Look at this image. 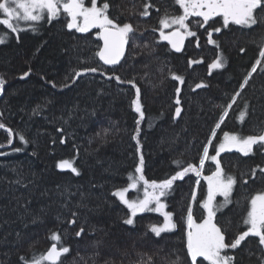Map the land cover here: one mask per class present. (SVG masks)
I'll return each instance as SVG.
<instances>
[{
  "label": "trees",
  "instance_id": "1",
  "mask_svg": "<svg viewBox=\"0 0 264 264\" xmlns=\"http://www.w3.org/2000/svg\"><path fill=\"white\" fill-rule=\"evenodd\" d=\"M103 2L98 0V4ZM146 2L149 0H110V18L119 17V22H130L137 29L123 64L117 68H105L95 56L101 46L96 37L98 30L69 31L64 15L51 23L46 19L38 22L36 31L19 32V40L17 34L9 33L7 41L0 44V76L6 81L0 98V123L23 134L28 141L24 144L14 135V145L9 147L8 133L0 129V144L9 147L0 151V264H18L20 256L30 260L33 254L46 252L54 231L70 247L62 264H104L105 260L109 264H138L143 254L152 256L154 264H169L177 255L185 258V264H191L186 258L185 233L187 204L191 191L198 187L194 174L174 182L173 189L162 198L165 210L173 213L176 228L160 237L149 230L151 224L163 223L160 214L143 212L133 218V225H126L123 219L129 210L112 193L127 187L128 176L135 174L140 155L145 161V178L158 182L178 170L174 160L199 164L203 146L222 114L220 106L226 107L231 96L241 91L244 77L260 58L264 23L251 29L234 24L224 27L222 18H214L209 22L211 27L221 28L212 35L217 48L208 44L205 28L195 26L194 21L199 18L191 17L187 23L197 32L200 46H196L197 37H186L177 53L159 40V33L152 28L159 27L158 20L165 9L176 14H181V10L173 6V0H150L154 7L148 17H142L139 12ZM87 5L90 0H86ZM21 27L27 29L28 24L21 22ZM4 32L9 30L0 25V33ZM217 54L223 55L224 67L209 74L208 65ZM190 59L203 62L189 67ZM90 67H98L108 76L119 75L122 80L135 78L144 112L138 135L139 115L131 107L135 89L99 72L86 73L73 82L76 71ZM25 72L29 75L21 79ZM170 73L183 76L184 83L171 79ZM50 82H55L56 87ZM65 83L69 86L61 87ZM198 83L206 87L196 88ZM177 87L181 89L179 105L175 103ZM245 101L249 107L241 121L238 115L244 110ZM37 106L38 112L34 113ZM177 106L181 108L179 117H175ZM103 129L109 132L102 140L96 134ZM261 130L264 63L257 66L229 115L216 129L209 154H215V146L225 131L246 136ZM133 135L140 142L139 153ZM16 148L21 151H14ZM218 159L237 181L232 203L217 212L216 217L227 229L226 241L230 242L238 231L246 230L242 220L248 198L264 191V173L257 171L255 178L251 176L252 168L264 167V149L254 146L248 156L233 149L221 153ZM61 160H70L80 174L58 169L56 165ZM214 170L215 164L206 161L203 175ZM196 190L194 218L200 221L204 213L199 201L207 195L204 180ZM136 194L130 192L128 199ZM222 201L217 196L216 203ZM72 212L77 213V222L69 225ZM34 218H38L36 223H32ZM81 227L84 233L76 237L75 232ZM257 244V238L249 237L240 249L228 251L236 255V264H258ZM96 252L99 256L94 255ZM197 259L207 264L202 257Z\"/></svg>",
  "mask_w": 264,
  "mask_h": 264
},
{
  "label": "snow or ice",
  "instance_id": "2",
  "mask_svg": "<svg viewBox=\"0 0 264 264\" xmlns=\"http://www.w3.org/2000/svg\"><path fill=\"white\" fill-rule=\"evenodd\" d=\"M173 6H178L181 14L169 12L164 10L163 14L158 20L159 27H153V32L159 33V40L167 41L175 51L180 52L186 37H197V32L192 30L190 24L187 23L189 18L197 17L194 21L197 28H205L208 35V44L219 47L217 41L212 39L213 32L219 33L220 27H211L210 21L214 18L220 17L223 21V26L227 27L230 24L251 29L258 23H264V0H173ZM154 6L149 2L143 4V10L139 12L142 17L150 15V9ZM110 0H104L102 4H98V0H90V5L86 6V0H0V25H4L9 32L0 33V44L5 43L9 38V33L17 34L19 40V32L25 30L36 31V24L42 20H47L51 23L64 15L67 23L66 27L69 31L75 30L78 33H89L92 29H98L96 37L102 41V46H98L95 56L103 65L114 66L120 63L121 58L124 57L126 46L129 45L133 38L136 27L130 22H119V17L110 18L109 15ZM159 12V8L156 9ZM130 14H134L131 13ZM21 22L28 24V28L21 27ZM209 26V28H206ZM210 29V30H209ZM170 30V31H166ZM196 46L199 47V38L197 37ZM147 47V46H145ZM244 51V49H241ZM259 59L256 60L252 66L251 71L244 77L243 83L240 84L241 91L247 85L252 74L257 71V66L264 63V47L260 48ZM202 60L190 59L188 61L189 67L193 64L202 63ZM224 57L222 54H217L215 59L208 65L209 74L213 69H221L224 67ZM97 73L106 76L107 79H115L117 83H127L135 89V98L131 100L132 109L138 113L139 118L136 120V133L140 132V124L144 119V112L141 103V89L137 86L135 78L130 80H122L119 75L113 73L108 76L98 67H90L78 70L71 78L73 82L86 73ZM28 72L23 73L21 79L27 77ZM171 79L184 83V77L176 73H170ZM6 81L0 76V94H2L3 86ZM52 83L56 87L55 82ZM67 83L61 87H68ZM196 88L206 87L203 83H198ZM241 91H237L231 96V102L227 106L221 105L222 114L219 121L212 129V134L208 139V143L203 146L202 154L199 157V164L183 159L174 160L173 163L177 167V171L171 176L166 177L161 181L148 180L144 175V157L140 155L139 163L135 166V174L130 173L128 176L127 187L117 189L112 193L119 201L127 207L129 215L123 219L126 225L134 224V217L138 213L156 212L163 217V223L151 224L149 230L160 237L162 233L175 230L176 224L173 221V213L166 211V204L162 202V197H166L170 190L173 189L174 182L183 180L186 175L192 173L196 176V185L199 187L201 178L207 183V195L203 200L199 201V206L203 210L202 219L200 222L194 218V205L198 201L197 190L194 188L191 191V199L187 204L186 214V258L190 260L191 264H201L197 258L202 257L207 264H236L237 257L234 254H229L228 250H233V253L240 249L242 242L249 237L258 239L257 247L260 255L258 257V264H264V191L257 192L250 196L247 200L246 215L243 217V225L246 230L238 231L230 242L226 241L227 229L219 224L217 221V212L227 207L232 203L231 196L233 193L236 178L233 174L227 173L221 165V160L218 159L221 153L232 151L235 149L243 156H248L253 153L254 146L264 149V130L258 134L240 135L236 133H223L222 141L215 146V154H209V146L213 143V138L216 136V129L221 127L225 118L229 115V110L237 101V97L241 95ZM181 89L176 88L177 99L175 103L180 104L179 94ZM249 105L245 101L244 110L240 111L238 119L243 121L247 114ZM39 106L33 109L37 113ZM94 114V113H93ZM181 108L179 106L175 109V117H179ZM174 117V118H175ZM0 129H4L9 136L8 144L13 143L12 137L19 136V140L27 144L25 136L14 131L4 123H0ZM61 131V129H58ZM109 130L103 129L98 132L97 137L102 140L107 136ZM137 135H133L132 139L137 141V152H140V142ZM65 141L62 139L61 143ZM0 147L4 145L0 144ZM14 151H21L16 148ZM2 154V153H0ZM206 161H211L215 164V170L210 175H203ZM58 169H70L73 174L79 175V170L73 166L70 160H61L57 163ZM257 171L264 173V167L257 165L251 169V176L255 178ZM19 183V181H16ZM247 179L244 180L246 184ZM143 186V198L128 199L126 194L130 189L139 190V186ZM67 191V190H65ZM217 196L223 197L221 203H216ZM83 198V193H81ZM78 207L86 205L78 204ZM72 219L68 220L69 225L76 224V212H72ZM38 218H34L32 223H36ZM84 233V228L81 227L75 232L76 237H81ZM17 238L20 234L17 233ZM50 239L52 241L50 247L46 252L39 256L33 254L29 260L28 257L20 256L18 264H62V257L70 253V247L65 246L62 242V237L58 231L51 233ZM7 255V254H6ZM99 256V252L94 253ZM145 256L147 257L145 259ZM104 264H109L107 260ZM138 264H154L153 257L147 254L141 255ZM169 264H185V258L179 255L175 260H171Z\"/></svg>",
  "mask_w": 264,
  "mask_h": 264
},
{
  "label": "rangeland",
  "instance_id": "3",
  "mask_svg": "<svg viewBox=\"0 0 264 264\" xmlns=\"http://www.w3.org/2000/svg\"><path fill=\"white\" fill-rule=\"evenodd\" d=\"M189 19H191V18H189ZM93 30V29H92ZM98 30V29H97ZM99 31V30H98ZM98 60H99V58H98ZM123 64V63H122ZM120 66V65H119ZM118 66V67H119ZM115 68H117V67H115ZM2 94H3V91H2ZM203 179L201 178V181H202ZM205 186H206V190H207V183H206V181H205ZM198 188V187H197ZM196 188V189H197ZM130 192H136L137 194L136 195H134L133 196V198H130V199H136V198H143V186L141 185V186H139V190L137 191V190H135V189H130L129 190V192L126 194V196H127V198H128V195L130 194ZM163 198V197H162ZM221 198H223V197H221ZM156 213V212H155ZM139 214H142V213H138L137 215H139ZM157 214H159V213H157ZM204 215H206V213H204ZM197 222H200V221H197ZM186 228H187V226H186Z\"/></svg>",
  "mask_w": 264,
  "mask_h": 264
},
{
  "label": "water",
  "instance_id": "4",
  "mask_svg": "<svg viewBox=\"0 0 264 264\" xmlns=\"http://www.w3.org/2000/svg\"><path fill=\"white\" fill-rule=\"evenodd\" d=\"M99 42H101V46H102V41H100L99 40ZM165 42H167V41H165ZM184 44H185V40H184V43H183V46H184ZM127 47H128V45L126 46V51H127ZM170 47H171V45H170ZM183 48V47H182ZM171 49L172 50H174L175 51V49H173L172 47H171ZM175 52H177V51H175ZM178 53V52H177ZM126 54H127V52H125V55H124V57H122L121 58V61H120V63L119 64H117V65H114V66H109V65H104L106 68H108V69H113V68H115V67H118L119 65H121L122 64V62L124 61V58H125V56H126ZM100 62V64H103L101 61H99ZM2 97V94H0V98ZM2 130H4V129H2ZM5 131V130H4ZM6 132V131H5ZM7 133V132H6ZM12 140H13V142H14V137H12ZM14 144L12 143L11 145H9V147H11V146H13ZM8 147V148H9ZM8 148H4V147H0V151H2V150H4V149H8Z\"/></svg>",
  "mask_w": 264,
  "mask_h": 264
},
{
  "label": "bare ground",
  "instance_id": "5",
  "mask_svg": "<svg viewBox=\"0 0 264 264\" xmlns=\"http://www.w3.org/2000/svg\"><path fill=\"white\" fill-rule=\"evenodd\" d=\"M101 65H103V64H101ZM104 66V65H103ZM105 67V66H104ZM106 68V67H105Z\"/></svg>",
  "mask_w": 264,
  "mask_h": 264
}]
</instances>
